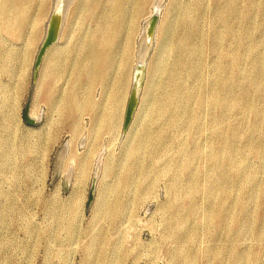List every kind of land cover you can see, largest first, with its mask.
I'll return each mask as SVG.
<instances>
[{
    "label": "rangeland",
    "instance_id": "1",
    "mask_svg": "<svg viewBox=\"0 0 264 264\" xmlns=\"http://www.w3.org/2000/svg\"><path fill=\"white\" fill-rule=\"evenodd\" d=\"M26 2L35 42L29 24L24 42L0 30L13 60L0 69V264H264V0H163L126 130L128 101L99 123L110 82L93 91L98 116H68L95 27L86 6L76 19L70 3L63 56L35 74L50 0ZM149 18L131 28L133 45ZM15 48L27 51L17 63ZM145 128L156 142L130 158ZM70 141L79 163L60 160Z\"/></svg>",
    "mask_w": 264,
    "mask_h": 264
},
{
    "label": "bare ground",
    "instance_id": "2",
    "mask_svg": "<svg viewBox=\"0 0 264 264\" xmlns=\"http://www.w3.org/2000/svg\"><path fill=\"white\" fill-rule=\"evenodd\" d=\"M26 1L27 0H7L8 5L12 8L11 10L7 9V3H2V9L0 11V30L3 29L6 35H11L18 42L21 40L24 42V31L27 24H29L31 32H29L28 37L31 39L32 44L37 37L38 19L35 15L31 20L27 21V18L30 17L29 12L33 3ZM72 1L73 0H56L54 3V0H50L49 17L51 18L54 14L56 19L60 22V16L62 15L64 8L69 7ZM74 1V4H71V15L74 14V17L76 18L80 9L86 6L88 15L91 20H94L95 27L93 29L90 27L85 30L83 34L84 36L79 44V52L82 59L77 63V65L80 66L79 71L77 72L78 82L69 89V99H67V101L70 108L68 116L76 118L75 115H77V111H86L87 114L94 117L98 116L94 111L98 104V100L92 98L93 91L97 85L107 86V83L110 82V91L105 93V95H102L101 99L99 98V103H102L103 99L110 100V110L106 114H103L104 116L101 115L102 118L99 120V123L112 125L115 121V115L117 113L116 109L122 102L127 103V101H129L128 95L132 91L135 83L138 61H145L148 56L152 42V37L148 32V21L155 11H159L161 0H157V3L154 2L156 6V9L154 7V11L148 10V0H85L82 1L81 4V0ZM129 4H131L130 8L128 7ZM44 11L45 9L43 12ZM144 16L150 18L145 24H143V34H141L138 41L133 45L130 40V30L136 22L140 21ZM17 44V42H12V46L14 47H16ZM24 44L25 43H23V45ZM58 47L59 42L57 40L48 48L40 65L42 66V64L45 63L44 65L47 70L52 73H54V62L56 61L57 63L58 59L63 56L60 52L56 53L55 50ZM9 49L11 48L9 47ZM8 52L6 55H3L0 51V69L4 66L6 67L10 61H13L11 57L12 54ZM120 52H122L121 59L118 58L120 57ZM26 53L27 51L21 52L15 48L13 53L14 61L19 55H25ZM133 57H135L137 61L135 69H132ZM15 62L17 63V61ZM79 87L83 89L84 93L82 95L78 91ZM0 88L3 89V86ZM5 91H7V87H4L3 91L0 92L4 93ZM29 114L30 117L36 119V111L31 109ZM150 130L151 129L149 128H145L141 144L130 150V158L135 159L139 156L140 149L143 146H150L152 143L156 142L151 138L152 135ZM66 155L69 156L73 162L79 163V158L72 147V141L69 142L68 149L64 148L62 150L60 160L62 161ZM79 165L82 170L86 168L85 165L83 166V162ZM98 170L99 167L97 168V171ZM97 173L98 172H96V174ZM68 178H70V174L68 175Z\"/></svg>",
    "mask_w": 264,
    "mask_h": 264
},
{
    "label": "water",
    "instance_id": "3",
    "mask_svg": "<svg viewBox=\"0 0 264 264\" xmlns=\"http://www.w3.org/2000/svg\"><path fill=\"white\" fill-rule=\"evenodd\" d=\"M55 2H56V0H54V3ZM162 3H163V0H161L159 7H161ZM67 8L68 7L64 8L62 15L60 16V22H59V20L56 19L54 14L52 15L51 18H49L46 37H45L44 42H43V44L39 50V53L36 57L35 74L37 73V70L42 63V60H43L44 55L46 54V51L48 50V48L52 44H54V42H56L59 39L60 31H61L62 26H63V22L65 19ZM159 12L160 11H155L154 14L152 15V17L148 21V23H149V31L148 32L151 35V37L153 35L156 23L158 21ZM151 45H152V42H151ZM151 45H150V47H151ZM147 57H146L145 61H141V60L138 61V67L136 69L137 71L135 74L136 75L135 76V83H134V86L132 88V91H131V94L129 97V101H128V107H127L126 117H125V122H124V130H126L129 127V125L131 124V122L134 118V113L136 110L138 98H139L140 91H141L144 67H145V62L147 60ZM141 77H142V79H141ZM24 120L30 126L35 125L37 122L36 119L30 117L28 109H26L24 111ZM94 188H95V183L93 184V189Z\"/></svg>",
    "mask_w": 264,
    "mask_h": 264
}]
</instances>
